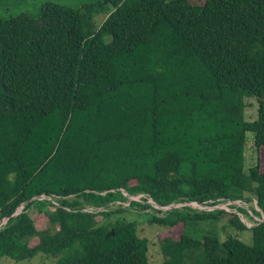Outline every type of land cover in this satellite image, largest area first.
<instances>
[{
  "label": "trees",
  "instance_id": "obj_1",
  "mask_svg": "<svg viewBox=\"0 0 264 264\" xmlns=\"http://www.w3.org/2000/svg\"><path fill=\"white\" fill-rule=\"evenodd\" d=\"M263 157L264 0L44 3L0 18V258L148 264L124 216L138 209L182 228L160 239V264H264V221L239 217L264 220ZM227 202L236 214L188 206ZM224 216L251 245L221 241Z\"/></svg>",
  "mask_w": 264,
  "mask_h": 264
},
{
  "label": "rangeland",
  "instance_id": "obj_2",
  "mask_svg": "<svg viewBox=\"0 0 264 264\" xmlns=\"http://www.w3.org/2000/svg\"><path fill=\"white\" fill-rule=\"evenodd\" d=\"M101 0H0V18H9L11 16H16L21 13L36 15L39 11V8L44 3H54L61 6L66 7H79L81 5H89L96 4ZM195 3H202L204 0H192ZM111 11L112 7L109 5L108 9L106 8L105 12L97 14L94 17V23L96 26L101 25V23L107 17V11ZM246 109H245V119L247 121H253L256 118V110H257V101L254 98L246 99ZM251 134H247V143L245 149V170L249 167L254 166L256 163V155L255 151L252 148L251 142ZM262 164L264 165V157L262 158ZM132 200H138V198H131ZM231 204V203H230ZM129 205L128 202L124 203V206L127 207ZM176 208L182 207L184 205H175ZM192 209L196 210H205L203 208L196 207L194 204L188 205ZM235 207H243L248 209L249 207H253L257 210V206L255 201H252L248 204L241 202H234ZM217 209V208H215ZM218 209H223L228 213L236 214V209L230 208L229 204L225 203L220 204ZM212 210V209H210ZM214 210V209H213ZM207 211V210H205ZM146 212H152V210H148ZM146 212L140 211L138 209H130L127 213L124 214L126 219L129 221H133L137 225L138 234L140 237L146 238L149 242V251H148V264H160L162 262V256L160 253L159 241L160 239L169 236L173 239L177 238L182 231L181 226L174 228H164L155 224H150L148 221V216L145 214ZM34 214L33 211L30 212ZM250 214V211H249ZM35 215V214H34ZM241 221L247 226H252L253 222L257 219L253 217L252 219L243 214H239ZM229 216H224L220 222L217 224V228L219 230V235L221 241H223L227 234L230 236H236L240 241H242L246 245L252 244V236L251 232L248 230L237 231L234 228H231L227 221ZM207 226L205 223H192L188 226L189 234L195 239H201L204 232L207 230ZM223 228V230L221 229ZM36 239L31 243L34 244ZM0 264H53L52 260L45 259L40 254L34 257L30 261H21L14 262L8 258H0Z\"/></svg>",
  "mask_w": 264,
  "mask_h": 264
},
{
  "label": "water",
  "instance_id": "obj_3",
  "mask_svg": "<svg viewBox=\"0 0 264 264\" xmlns=\"http://www.w3.org/2000/svg\"><path fill=\"white\" fill-rule=\"evenodd\" d=\"M150 204H152L154 207L156 208H159L156 204H153L152 202H149ZM176 206L175 205H170V206H167V207H164V208H161L162 210H167V209H171V208H175ZM21 211V209H20ZM264 220L263 219H260L259 222H263ZM6 222V220L4 221H0V227L2 224H4Z\"/></svg>",
  "mask_w": 264,
  "mask_h": 264
},
{
  "label": "built area",
  "instance_id": "obj_4",
  "mask_svg": "<svg viewBox=\"0 0 264 264\" xmlns=\"http://www.w3.org/2000/svg\"><path fill=\"white\" fill-rule=\"evenodd\" d=\"M231 202H227L225 203L226 205H230ZM232 204V203H231ZM234 204V203H233ZM196 207H199V208H203V209H206V210H210V209H215V208H219L220 204L219 205H215V206H212V207H201V206H198L196 204H194ZM256 220H260V219H256Z\"/></svg>",
  "mask_w": 264,
  "mask_h": 264
}]
</instances>
